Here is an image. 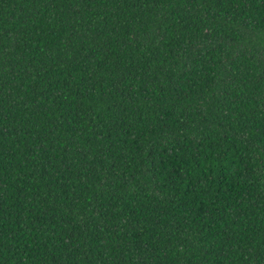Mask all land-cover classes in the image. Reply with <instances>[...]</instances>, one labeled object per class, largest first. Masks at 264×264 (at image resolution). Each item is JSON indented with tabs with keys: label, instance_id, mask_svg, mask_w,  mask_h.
Returning a JSON list of instances; mask_svg holds the SVG:
<instances>
[{
	"label": "trees",
	"instance_id": "1",
	"mask_svg": "<svg viewBox=\"0 0 264 264\" xmlns=\"http://www.w3.org/2000/svg\"><path fill=\"white\" fill-rule=\"evenodd\" d=\"M0 264H264V0H0Z\"/></svg>",
	"mask_w": 264,
	"mask_h": 264
}]
</instances>
